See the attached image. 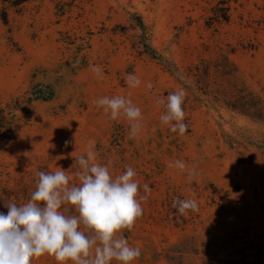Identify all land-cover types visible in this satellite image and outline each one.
<instances>
[{
	"label": "rangeland",
	"instance_id": "rangeland-1",
	"mask_svg": "<svg viewBox=\"0 0 264 264\" xmlns=\"http://www.w3.org/2000/svg\"><path fill=\"white\" fill-rule=\"evenodd\" d=\"M219 1L230 6V19L210 28L206 21ZM135 15L177 72L133 47ZM225 57L264 98V0H33L21 14L12 12L8 26L0 21V106L33 81L52 84L56 94L36 102L29 119L22 116L10 147L0 139V205L27 203L39 171L60 168L69 187L79 184L76 159L91 148L92 162L107 166L113 178L131 166L139 194L145 183L151 188L142 216L123 232L140 249L131 264H264V151L226 143L223 131L231 132L233 118L187 74L193 64ZM126 74L140 85L129 88ZM180 88L186 92L184 135L160 121L166 109L156 103ZM105 96H124L141 109L136 137L129 138L123 116L110 120L94 103ZM177 160L183 171L170 166ZM178 195L199 209L189 210L194 218L184 225L165 214L166 200ZM32 264L57 262L44 255Z\"/></svg>",
	"mask_w": 264,
	"mask_h": 264
},
{
	"label": "clouds",
	"instance_id": "clouds-1",
	"mask_svg": "<svg viewBox=\"0 0 264 264\" xmlns=\"http://www.w3.org/2000/svg\"><path fill=\"white\" fill-rule=\"evenodd\" d=\"M92 71L99 76L103 70L93 65ZM125 80L129 88L141 83L133 74H126ZM146 88L152 89V83ZM185 96L180 88L156 101L166 109L160 121L179 135L187 131L182 108ZM94 103L103 107L110 120L123 116L130 125V139L138 135L142 114L131 99L105 96ZM95 158L89 148L86 157L76 159L81 169L76 173L79 184L69 187V176L60 168L51 173L39 171L36 189L27 203L18 206L11 200L6 202L7 214L0 213V264H32L33 258L44 255L54 257L57 264H110L113 259L131 264L140 256V249L130 246L123 232L130 231L142 216L141 201L147 200L151 188L145 183V194L140 195L131 166L113 178L107 166L92 162ZM170 166L181 171L186 167L181 160ZM187 175L191 182L195 168ZM172 206L180 216L199 210L193 199H176Z\"/></svg>",
	"mask_w": 264,
	"mask_h": 264
},
{
	"label": "trees",
	"instance_id": "trees-1",
	"mask_svg": "<svg viewBox=\"0 0 264 264\" xmlns=\"http://www.w3.org/2000/svg\"><path fill=\"white\" fill-rule=\"evenodd\" d=\"M31 1L33 0H0V21L8 26L11 13L21 14ZM229 10L230 6L225 1H219L206 21L207 26L211 28L216 24L228 22ZM131 20V29L138 30L133 47L139 55H146L154 61H162L167 71L177 72L176 64L166 59L151 45L152 34L142 18L135 15ZM121 28L123 30L125 27ZM187 70L188 76L194 78L196 89L208 97L218 109L226 111L233 118L231 132L223 131L226 143L245 144L264 151V98L244 82L236 67L225 57L219 63L210 64L201 61L187 67ZM55 94L52 84L33 81L22 94L0 106V139L3 145L7 147L12 145L14 134L21 125L22 116L29 119L36 102L50 100L55 97ZM176 197H169L166 200L165 214L178 225H184L194 216L189 210V218L187 215H179L178 209L172 205L174 200L183 199V197L180 195ZM7 211L0 205V213L7 214Z\"/></svg>",
	"mask_w": 264,
	"mask_h": 264
}]
</instances>
